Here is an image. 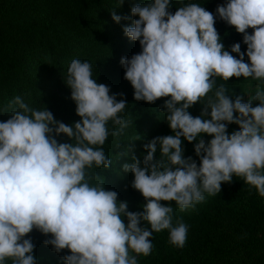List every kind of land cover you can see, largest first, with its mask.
<instances>
[{
	"label": "clouds",
	"instance_id": "1",
	"mask_svg": "<svg viewBox=\"0 0 264 264\" xmlns=\"http://www.w3.org/2000/svg\"><path fill=\"white\" fill-rule=\"evenodd\" d=\"M171 7L172 0H147L132 8L138 19L123 29L142 49L121 59L134 99L167 98L163 116L173 133L153 138L142 159L132 155L123 165L146 201L142 211H128L96 174L114 163L106 141L132 124L128 104L97 83L89 61L73 59L65 83L80 121L66 125L21 96L2 109L10 118L0 121V264H37L26 238L34 229L51 236L44 243L57 253L70 251L65 264H138L151 255L154 233L167 231L169 243L184 248L190 226L176 209L196 211L234 176L264 197V0H226L215 15L192 0H181L174 14ZM217 17L243 34L246 53L240 43L225 49ZM112 19L122 17L113 12ZM233 77L256 82L247 103L229 92ZM197 103L202 112L194 117L189 109ZM233 124L239 130L229 134ZM61 136L71 143L58 142ZM184 141L196 142L199 163L185 157Z\"/></svg>",
	"mask_w": 264,
	"mask_h": 264
},
{
	"label": "trees",
	"instance_id": "2",
	"mask_svg": "<svg viewBox=\"0 0 264 264\" xmlns=\"http://www.w3.org/2000/svg\"><path fill=\"white\" fill-rule=\"evenodd\" d=\"M192 2L215 15L217 6L226 0L219 4L214 0ZM145 3L147 0H0V121L10 118L2 109L15 96L23 97L33 108L46 106L66 125L80 121L71 89L65 83L66 74L73 59L89 61L97 83L108 86L110 95L116 94L118 101L123 94L128 104L125 118L132 124L119 139L110 136L106 141L104 151L114 163L108 169H97L96 174L104 179L106 190L116 191L118 199L128 203L130 212L142 211L146 201L131 187L134 176L125 173L123 165L132 162V155L142 159L144 145L153 138L173 134L163 116L167 98L152 104L136 101L121 65L122 58L142 51L139 41H132L123 29L138 19L132 16V8ZM180 6L181 0H172L170 11L174 14ZM113 12L122 17L119 24L112 19ZM214 26L226 50L240 43L246 53L243 34L218 17ZM252 82L233 77L227 87L233 98H244ZM189 111L199 116L202 106L197 103ZM238 130V125L228 126L229 134ZM203 139L207 143L211 137L205 135ZM58 142L71 140L61 136ZM195 143L184 141L186 158L195 154ZM176 215L190 226L185 247L172 246L167 231L154 233L151 255L139 256L138 264H264V197L241 177L223 183L221 193L206 196L196 211ZM26 238L35 245L37 264H65L63 257L71 254L67 249L57 253L51 245H45L51 236L38 230Z\"/></svg>",
	"mask_w": 264,
	"mask_h": 264
},
{
	"label": "rangeland",
	"instance_id": "3",
	"mask_svg": "<svg viewBox=\"0 0 264 264\" xmlns=\"http://www.w3.org/2000/svg\"><path fill=\"white\" fill-rule=\"evenodd\" d=\"M214 1H215L217 4L220 3V0H214ZM255 86H256V82L253 81L252 84L248 87V91H247L246 95H245L244 98H243V102H245V103L248 102V99H249L248 94H249V95H253V94H254ZM191 157H193V159H196V160H197V163H199V158L196 157L195 154L191 155ZM163 203H165V205H166L167 202H163ZM173 206L175 207L174 202H173ZM176 212H178V213H187L188 211H186V212H181V211L177 208V209H176Z\"/></svg>",
	"mask_w": 264,
	"mask_h": 264
}]
</instances>
